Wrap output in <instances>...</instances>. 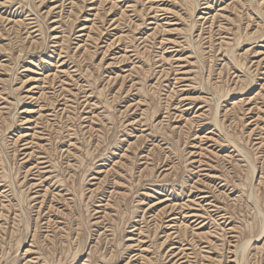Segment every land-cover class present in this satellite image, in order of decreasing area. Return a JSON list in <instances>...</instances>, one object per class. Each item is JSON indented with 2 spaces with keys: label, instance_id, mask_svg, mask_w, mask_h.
Listing matches in <instances>:
<instances>
[{
  "label": "rangeland",
  "instance_id": "1",
  "mask_svg": "<svg viewBox=\"0 0 264 264\" xmlns=\"http://www.w3.org/2000/svg\"><path fill=\"white\" fill-rule=\"evenodd\" d=\"M0 264H264V0H0Z\"/></svg>",
  "mask_w": 264,
  "mask_h": 264
},
{
  "label": "bare ground",
  "instance_id": "2",
  "mask_svg": "<svg viewBox=\"0 0 264 264\" xmlns=\"http://www.w3.org/2000/svg\"><path fill=\"white\" fill-rule=\"evenodd\" d=\"M256 238H257V237H256ZM256 238H255V239H256ZM245 241H246V240H245ZM252 244H253V243H252ZM238 255H239V254H238Z\"/></svg>",
  "mask_w": 264,
  "mask_h": 264
}]
</instances>
